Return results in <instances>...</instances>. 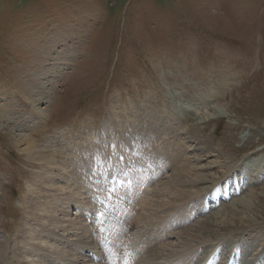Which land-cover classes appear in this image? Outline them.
I'll list each match as a JSON object with an SVG mask.
<instances>
[{"label": "rangeland", "instance_id": "1", "mask_svg": "<svg viewBox=\"0 0 264 264\" xmlns=\"http://www.w3.org/2000/svg\"><path fill=\"white\" fill-rule=\"evenodd\" d=\"M45 73L47 82L42 78ZM38 85H44L48 92H44L43 102L30 103L29 96L35 97ZM16 103L26 105L17 113ZM221 108L226 109V115L216 116ZM38 110L45 112L46 118L38 127L31 126L33 122L29 126L37 139L54 137V131L60 130L46 147L60 168L68 165L71 149L84 151L82 148L89 145L87 129H94L91 148L102 151L103 147L108 154L95 161L91 158L93 167L100 170L92 177L93 194L104 199V195L114 193L115 188H108L119 179L127 180L128 195L137 194L136 187L132 188L136 176L132 167L136 161L137 171L141 169L139 158L148 161L141 172L146 182L144 196L157 205H162L158 200L169 199L157 197V188L175 170L169 168L157 178L153 163L157 156L149 151L155 142L165 145L161 150L165 156H179L177 165L188 164L190 171L185 175L189 180L202 164L218 163L200 170L215 173L216 180L205 181L201 189L196 181L186 187L195 191L194 196L183 199L171 215L183 222H172L177 225L171 228L169 218L163 216L171 209L170 204L154 210H160L161 215L151 221L156 225L144 224L143 234L151 246L152 235L163 238L155 240L156 247L146 255L138 250L134 264H138L137 256L146 259L152 250L159 251L160 241H169L176 250L209 210L212 213L251 192H264V0H0V264L28 263L29 253L26 251V255L23 248L30 247L21 245L23 240H30L21 234L31 232L28 221L30 215L39 214V206L45 216L49 209L58 221L72 220L75 225L70 230H79L78 238L88 239L93 247H85L86 241L74 240L76 236L70 233L68 238L74 241L62 242L60 238L66 239L62 227L50 224L47 216L40 218L41 223L54 230L55 237L44 232L40 236L61 245L64 253L78 256V261L57 258L51 252L39 253V260L43 255L53 262L45 264H113L116 253L122 257V252L114 236L102 230V205H91V194L81 188L76 189L78 203L83 206L81 216L74 206L59 209L62 201L59 208L44 204L55 192L43 176L46 171L27 160L13 144L10 130L20 121V115L37 114ZM4 119L9 121L8 127ZM244 131L249 132V140L239 146L238 137ZM112 135L117 142L127 135L131 143L135 141L132 158L138 149L144 151L129 163L118 160L124 165L109 162L108 149L117 151L109 147ZM208 152L212 155H206ZM165 160L170 164V159ZM226 160H232L229 171L225 164L221 167V161ZM249 167L253 168L251 172ZM114 174L120 177L117 181ZM58 180L55 182L62 184ZM124 191L121 187L117 193ZM28 197L37 201L34 210L28 207ZM139 204H129L124 213L132 217ZM188 204L193 205L191 217L184 211ZM254 207V221H244L241 229L194 238L195 242L188 239L191 243H186L184 250L190 252L183 260H173L163 251L158 252L157 257H161L156 263L152 259L149 264H251L264 250V197ZM85 212L92 215L84 216ZM89 219L91 227L87 225ZM83 227L89 232L83 234ZM183 232L181 239L175 237ZM83 247L86 251H80ZM14 248L23 249V254L16 249L14 254Z\"/></svg>", "mask_w": 264, "mask_h": 264}, {"label": "bare ground", "instance_id": "2", "mask_svg": "<svg viewBox=\"0 0 264 264\" xmlns=\"http://www.w3.org/2000/svg\"><path fill=\"white\" fill-rule=\"evenodd\" d=\"M45 75H46V73L44 74V76H42V78L44 80H46ZM46 82H47V80H46ZM41 85L40 86L38 85L36 87L35 90H37L38 92H36V93L34 92L35 97L33 95L29 96V98L31 100L30 103H34L36 101H42L43 102V100L45 98V95H46L44 92H48V91H45L43 89V88H45V86L43 85L44 87L43 86L41 87ZM25 105H26V103L22 104V105L16 103L17 113H18V109L19 108H24ZM124 110H125V108H124ZM3 113H5V112H3ZM215 114H216V116L226 115V109L225 108H221ZM24 115L25 114L20 115V117H21L20 121L13 126V129L10 130L11 131V136H12V141H13V144H15L18 147L19 152H21L25 156V158L27 160L32 161L34 164L38 165L42 170L46 171L45 172L46 175H45V173H43V176L47 178V180H48L47 182L49 183V186L53 187L55 192L52 191L53 194H50V198L46 197L47 199H46V202L44 201L45 202L44 204H46V205L48 204L49 207L52 205V207L54 206V208H56V206L59 208V202L62 201V204H61L59 209L62 210L64 208H66V207L69 208L70 206H74L75 207L74 210H80V216H81V212H82L83 206H80L79 203H78V200L76 198V194H77L78 191L76 189L79 190V188H81L82 190H85L88 194H91V197H90L91 205L97 203V201L95 200L96 197L93 194V188H92L93 180H92V177L93 176L96 177L97 176V172L100 171V170L98 169V167L97 168L93 167L94 163L91 162V158L93 157L94 160H92V161H95V160H98L101 155L102 156L108 155V154L104 153L103 147H102V151H101V149H98V148H91V145H93V141H95L94 138H93V130L94 129L91 128V129H93L92 132L91 131L89 132L88 129H87V132H88L87 134L89 135V138H87L86 140H87V143L89 145L88 144H86L88 146L82 145V146H85V148L84 147L82 148V150L84 149V151L80 152L81 153L80 154L75 149H71L69 151V154L71 155V158L68 159L69 160L68 161V165L60 168L59 164H57L55 162V160H54L55 158L53 159L52 156H49V153L47 152L48 150L46 149L47 144L51 141L52 138L56 137V135L59 134L60 130L59 131H57L58 129L55 130L54 132L56 134H54L52 132V134L55 135L54 137L51 136V137L46 138V139H41V138L37 139V138H35V134L37 135V133H35V130L30 128L29 125L33 122V124H31V126L38 127L39 124L42 123V120L46 118V113L41 111V110H38L37 114L30 112L28 115H25V116ZM30 117L34 118L33 121H30V119H29ZM142 123H144V122H142ZM4 124L7 125V127H8V124H10V123H9L8 120H5ZM5 125L2 124V126H5ZM111 125H112V123H111ZM131 127H133V126H131ZM147 128H148V126H147ZM149 128H151V127H149ZM154 128H155V126H154ZM158 129H159V127H158ZM123 130L125 131V129H123ZM116 131H117V129H116ZM124 131H123V133H124ZM110 132H112V131H110ZM136 132H137V130H136ZM140 133H144V132L141 131ZM154 133H155V131H154ZM133 135H135V134H133ZM248 135H249V132L247 133L245 131L240 134V136L238 137V141H237L239 146H243V144L246 143L249 140ZM115 136L112 135V137L110 138L111 140H110V143H109L110 144L109 147L110 148L112 147L113 149L115 148V149H117V151L114 152V151H111V149H108L109 159H110V161L108 160L109 162L117 161L118 164L119 163L123 164V163H121L118 160H124L123 162L129 163V162L133 161V159L135 157H140L139 155L142 154V151H144V149L143 150L142 149H138V152H136L137 148L135 147L134 153L136 152V154H134L135 157L132 158L133 157L134 146L136 144L134 145L135 141L133 143H131V141H130V139L128 137L129 135H127L126 137H121L119 142L116 141ZM131 137H132V135H131ZM98 138H99V136H98ZM106 139L109 140V138H106ZM83 142H85V141H83ZM102 143H104V142H102ZM165 143L166 142H164V144ZM149 144H151V142ZM77 145H79V144H77ZM137 145H139V144H137ZM166 146H168V145H166ZM139 148H141V147H139ZM222 149H223V146H221V151H222ZM128 150H130V152ZM159 152H160V154H162L161 151H159ZM210 154L212 155L211 152H208L206 155H210ZM145 155H144V157H145ZM199 158L201 159V157H199ZM141 159L139 158L140 161L138 160L139 161V163H138L139 168H142L140 166H143V163L141 162L142 161ZM164 159H170L169 160V162L171 163L170 164V169L175 170V172L172 174V175H174L173 177L171 175L169 178L165 179V181H162V184H160V186L157 188L158 195L156 193V196L157 197L162 196V195L163 196H168L169 199H160V200H158V202L161 203L162 205H160V204L157 205V204H153V203H152L153 204L152 205L151 204V201H152L151 197L150 198H146L147 196H144L145 193L143 192V189H142V186H143L142 179H140V177H138V180H137L136 176H135L136 178H133L132 176H130V178H133V180H134L132 188H134V186H135L136 187V192H137V194L134 197L133 196L130 197V200H132V202H131L132 205H134L137 202L140 203L139 205L136 206V207H138V209L135 210V211L133 209L132 217H129L128 214H126V213H121L119 215V220L120 221H119V223L117 225L116 224H112V221H111L112 217H111V214H109V218H110L109 227H110V229H111V227L114 228V229H117V233H118V237H119L118 241L120 243V248H121L120 251L122 252V255L124 256V264H130L131 255H134V253H135V255H134V257H135L136 256V252L138 250L143 251L142 253H144L146 255L147 252L152 249V247L153 248L156 247L155 240L163 238V236L152 235V238H150V241H152V246L149 244V248L141 247L142 243L144 244V242L142 241V238H143V235H144L143 231L145 230V225L144 224H149V225H153V226L156 225L155 222H151V221L157 220L158 217L161 215L160 214V210H158L159 211L158 213L155 212L154 210L159 209L165 203H166L165 205L170 204L171 205V207H170L171 209L167 210L164 213L163 216L167 217V219L169 218V221L171 223L172 222H176V221L183 222L182 220L181 221L177 220V217H175V215H173V216H171V215L173 214L174 211H176L177 206L182 204L181 201L183 199L192 198L191 197L192 195L194 196L195 191L192 193V192H190V190H187L186 187L191 186V183L193 181H196L197 183H199L198 189H201V188L205 187L203 185L205 181H207V182L210 181V180L213 181V180H216L217 177H218L215 173H207V172H204V171H202V172L200 171V170H204V169L206 170V169H208V167H211V166H214V165H218V163H216V161L211 162L209 164H205L204 166L202 164V166L198 167V170L196 171V173H194V176L192 175L193 176L192 180H189L190 176L187 175V177H186L185 174L186 173L189 174V171H190L189 168L190 167L186 163H185L186 165L182 164V163L181 164L179 163L177 165L176 163H178L177 161H179V156L178 157H173V155H171V154L166 155L164 157L160 156L159 163L161 164V162ZM134 160H136V159H134ZM245 161L249 162V160L247 158L245 159ZM231 163H232V160L231 161H227V162L221 161V167L223 166V164H225L226 165L225 166L226 170L228 169V171H229L230 170L229 165ZM165 166H167V163L165 164ZM67 167H68V169L65 170ZM109 167H111V166H107V168H109ZM161 167H163V166H161ZM249 168H250V172H251L253 170V168L252 167H249ZM137 170H138V168L134 165L132 167L133 175H137V174H134V172H137ZM151 171H152V169H151ZM138 175H141V174H138ZM37 177H38V175H37ZM114 178H115L114 181H117V179L119 177H117V175L114 174ZM57 179H59L58 181L60 183H62L63 185L55 182V180H57ZM95 182H96V180H95ZM38 185H39V183H38ZM119 185H120V187H119ZM35 186L37 187V185H35ZM35 186L32 189L36 188ZM111 186H113V185H110V187ZM122 186H123V188H126L128 185H124V182L120 183V181L119 182L117 181L114 184V188H115L114 193L110 192L109 195H104L105 199L102 198L103 197L102 195H100L99 199H98L99 203H101V204L107 203L108 204L109 202L114 200V201H117V202L112 201V203H111L113 205L111 207L112 210L115 209V206H117V208H119V209L127 208V205L125 204V201H121L122 195H119V196L115 195V193L117 194L118 189L121 188ZM110 187L108 188L109 191H111ZM32 189L30 188V190H32ZM47 192H48V190H47ZM139 195H140V197H138ZM114 197H115V199H112ZM262 197H264V192H262V191L261 192H255V193L251 192V194L249 193V194L241 197V199H238V200L234 201L233 203L224 205L221 208L220 207H218L217 209L214 208L215 211L212 212V213H209V211H210L209 210L208 211V215L203 216V218H201L200 222L197 224L196 228L194 229L195 232L192 231V233L190 235L186 233L187 237H186L185 240L193 239V242H195L194 238L195 239H197V238L204 239V238H207V237L218 236L221 233V231L230 232V231H235V230H237L239 228L241 229V227H243L245 225L244 221H246V220L254 221V218H255L253 216V213H255L254 205H255V202H261L262 201ZM142 201H144L143 204H141ZM27 203H28V207L31 210H34L35 208H37V201H35V202L31 201L30 197H28V202ZM131 203H129V204H131ZM44 204H42V205H44ZM172 205H174L173 208H172ZM40 208L41 207L39 206V208L36 209V210L39 211V214L37 213L35 215H30L31 216L30 217L31 221L34 219V221H32V223H31V221L30 222L28 221V225L30 224V227H32L31 228L32 230L30 229L31 232L28 231V227H27V231L30 234H28V232H23L21 234V235L25 236V239L28 238L30 240V241L23 240L24 245H21V246H25L26 245V246L30 247L29 250H27V249L22 247L24 249V251H25V254H26V251H27L29 253V255L31 256V259L29 258L30 257L29 255L26 256L27 261H28V263H26V264H45V262L46 263L51 262V258H45L43 255H40L41 258L39 260L38 255L41 252H46V253L51 252L52 254H54L53 256L56 255L57 258H59V257H63L64 258V256H66V257L70 258V260H73V261L77 260L78 261V256H76V255L70 256L68 253H64L61 250V248L59 247L61 245H57V243H52L51 244V239L48 240L45 237L40 236L41 233L44 232L47 235H50L52 238L55 237L54 230H51L48 225H46L44 223H41L40 218L45 219V218H47V216L50 219V224H53V225L57 226V228H59V227L61 228L62 227L61 229L66 234L65 235L66 236L65 240H63V238H60L62 242H67V241H71L72 242V241H74L76 239H78L79 241H86L84 246L85 247H89V248H91V250H93L92 245H90L91 243L87 242L88 239L81 240V239L78 238L79 235L76 232L77 229L76 230L73 229V232L71 231L72 228H74V225H75L72 220H70L69 218H64L63 221H58V219L55 218V214H56L55 212L49 211V209L47 208L48 211L44 212L47 215V216H45V215H43V213L41 211L43 208L42 209H40ZM79 208H81V209H79ZM167 209H168V207H167ZM192 209H193V206H192ZM136 211H138L137 215H136ZM184 211H186L187 213L190 212L188 210V208L186 210H184ZM182 213L184 214V212H182ZM40 214H42V215H40ZM177 214H178V212H177ZM90 215H92V212H88V213L85 212V214H84V216H90ZM104 215L108 216L107 213H104ZM187 216H188V214H187ZM89 220L90 221H89V223L87 225L89 227H91L92 226V221H91V219H89ZM65 222H67V223H65ZM35 224L38 227L34 226ZM86 228L87 227H83V228L80 229V230H82L81 232H83V234H85V232L86 233L89 232L88 230H86ZM102 228L105 229V231L107 232L108 231V224L105 223ZM151 230H153V228ZM77 231H79V230H77ZM188 232L190 233V231H188ZM67 233L75 235L76 237H74V240L71 239V238H68ZM184 233L185 232H183L182 234L181 233H176L175 237L177 239H179V237H180V239H181L182 236H184ZM91 234H92V236H90V237L93 238V235H94V231L93 230H92ZM21 235H20V237L23 238L24 236L22 237ZM57 236H58V234H57ZM59 236H61V235H59ZM164 240H167V239L165 238ZM184 241L181 242L180 246L177 245L179 247L176 250H173L174 246H176V245H174L172 247L171 243H169V241L168 242L167 241L166 242L165 241L164 242L160 241V245H158V247H157V248H159V251L156 250L153 253V250H152L151 251L152 254L148 253V255H147L148 258H146V259L144 257H142V256H137L136 259L138 260V264H149L152 259H153V262L156 263L157 262L156 258H158V257L160 258L161 257V256L157 257L158 252L161 253V254H163L165 252V255H167L168 257L170 256V258L173 256V260H183V258L185 256V253L186 252H190L188 250H184L185 244L186 243H191V242H189V240H188V242H184ZM58 248H60V249H58ZM15 249L16 248L13 249L14 254L16 253ZM23 249L20 250V248H19V249H16V251L17 252L19 251V254H23V252H24ZM31 249H33L34 251H32ZM83 249H85V248L83 247L82 249H80V251H82ZM135 249H137V250L134 252ZM85 251H86V249H85ZM108 252L110 253V251H108ZM83 254H85V253L83 252ZM12 255H13V253H12ZM92 255H96V253L92 252ZM261 255H262V259H260ZM81 259H83V258H81ZM233 259H235V258H233ZM118 261H119V259L116 258L115 262L113 264H116V262H118ZM230 262H232V261H230ZM51 263H53V262H51ZM108 263L112 264V261H109ZM254 263H256V264H264V250H262V251L257 253V256L254 258V260L252 261L251 264H254ZM230 264H232V263H230Z\"/></svg>", "mask_w": 264, "mask_h": 264}]
</instances>
